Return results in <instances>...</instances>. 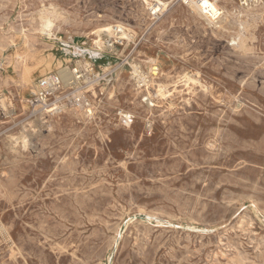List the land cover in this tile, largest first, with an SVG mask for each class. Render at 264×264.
<instances>
[{
  "label": "rangeland",
  "instance_id": "374dc122",
  "mask_svg": "<svg viewBox=\"0 0 264 264\" xmlns=\"http://www.w3.org/2000/svg\"><path fill=\"white\" fill-rule=\"evenodd\" d=\"M0 1V264H264V0H220L254 16L213 29L183 0L160 19L143 0ZM120 25L133 38L97 46ZM75 66L92 116H33L39 81Z\"/></svg>",
  "mask_w": 264,
  "mask_h": 264
},
{
  "label": "bare ground",
  "instance_id": "6f19581e",
  "mask_svg": "<svg viewBox=\"0 0 264 264\" xmlns=\"http://www.w3.org/2000/svg\"><path fill=\"white\" fill-rule=\"evenodd\" d=\"M5 1V0H4ZM3 1V2H4ZM137 1V0H136ZM159 2L161 5V12L162 13H165V12H168L169 11V9H170V6H171V4H172V2H173V0L172 1H166V0H143V6L144 7H149V6H151V4H152V2ZM1 2V1H0ZM9 2V1H8ZM80 2V1H79ZM111 2V1H110ZM134 2V1H133ZM219 2H220V0H202V1H200V0H184L183 1V4H185L189 9H191L192 10V12H195L198 16H199V18L202 20V21H204L205 22V25L209 28V29H213V27L217 24V21L215 20H213V19H211L210 17H209V15L208 14H214L213 16H215V15H217L218 14V11L220 10L221 11V7H219ZM82 3H84V2H82ZM8 4V3H7ZM142 4V3H141ZM33 5V4H32ZM242 5V4H241ZM2 6V5H1ZM80 5H78V7H79ZM86 6V5H85ZM136 6V5H135ZM15 7V6H14ZM34 7V6H33ZM81 7V6H80ZM89 7V6H88ZM87 7V8H88ZM138 7V6H137ZM263 7V6H262ZM92 8V7H91ZM183 8V7H182ZM1 9V8H0ZM247 9H249V8H247ZM258 9V8H257ZM85 10V9H84ZM147 10V9H146ZM253 10V9H252ZM144 11H145V8H144ZM184 11V10H183ZM262 11V10H261ZM147 12H149V11H147ZM146 12V13H147ZM225 12H226V14H228V15H233V16H235V17H238L240 20H239V23H240V25L242 26L243 25V21L241 20L242 18H250L251 16H254L253 14H251V12L250 11H246V12H244V11H241V10H236V9H232V10H226V11H224V12H222L221 11V14L222 15H225ZM94 13V12H93ZM112 13V12H111ZM131 13H132V11H131ZM188 13V12H187ZM33 14V13H32ZM76 14V13H75ZM95 14V13H94ZM113 14V13H112ZM190 14V13H189ZM55 15H56V13L53 11H51V12H49V11H44L41 15H40V28H39V32H40V34L41 35H44V36H49V37H53V33H54V31L57 29V24H56V18H55ZM90 15V14H89ZM135 15H136V13H135ZM147 15V14H146ZM21 16V15H20ZM78 16V15H77ZM77 16H75V17H77ZM97 16V15H96ZM108 16V15H107ZM195 16V15H194ZM193 16V17H194ZM79 17V16H78ZM90 17V16H89ZM105 17V16H104ZM120 17V16H119ZM127 17H128V15H127ZM148 17V16H147ZM19 18V17H18ZM88 18V17H87ZM132 18V17H131ZM138 18V17H137ZM145 18V17H144ZM17 19V18H16ZM78 19V18H77ZM103 19H105V18H103ZM139 19V18H138ZM141 19V18H140ZM147 19V18H146ZM160 19V18H159ZM21 20V19H20ZM126 20V19H125ZM132 20V19H131ZM130 20V21H131ZM137 20V19H136ZM171 20V19H170ZM106 21V20H105ZM108 21V20H107ZM4 22V21H3ZM146 22V21H145ZM199 22V21H198ZM2 23V22H1ZM17 23V22H16ZM72 23H73V21H72ZM123 23V22H122ZM139 23V22H138ZM202 23V22H201ZM200 23V24H201ZM21 24V23H20ZM31 24V23H30ZM79 24V23H78ZM83 24V23H82ZM85 24V23H84ZM154 24V23H153ZM197 24V23H196ZM135 25V24H134ZM189 25V24H188ZM96 26V25H95ZM171 26H173V25H171ZM83 27V26H82ZM87 27H88V25H87ZM177 27V26H176ZM197 27V26H196ZM79 28H81V27H79ZM134 28V27H133ZM178 28V27H177ZM75 29V28H74ZM169 29H172L171 27L169 28ZM188 29H190V28H188ZM201 29V28H200ZM10 30V29H9ZM33 30V29H32ZM176 30V29H175ZM202 30V29H201ZM17 31V30H16ZM20 32L22 31V30H19ZM29 31V30H28ZM34 31V30H33ZM66 31V30H65ZM65 31H64V33H65ZM63 32V31H62ZM116 32H120V33H116ZM170 32V31H169ZM181 32V31H180ZM191 32V31H190ZM201 32V31H200ZM12 33V32H11ZM35 33H36V31H35ZM104 33H105V35H104ZM130 33H132L131 32V30L130 29H128V28H126V27H124V26H104V27H99L98 29H97V31L95 32V33H93V34H96L97 35V37L99 38V40H98V43H97V46L100 44V42H101V40H103V39H111V38H114L115 36H120V39L121 40H129L130 38H133L132 37V35H130ZM84 34V33H83ZM117 34V35H116ZM158 34V33H157ZM184 34V33H183ZM6 35V34H5ZM91 35V34H90ZM185 35H186V33H185ZM84 36V35H83ZM156 36V35H155ZM158 36V35H157ZM166 36V34L164 35V37ZM168 36V35H167ZM173 36V35H172ZM103 37V38H102ZM192 38V37H191ZM190 39V38H189ZM214 39V38H213ZM213 39H211V40H213ZM0 40H1V38H0ZM7 40V39H6ZM39 40V39H38ZM158 40V39H157ZM202 40V39H201ZM207 40V39H206ZM176 41V40H175ZM174 41V42H175ZM203 41V40H202ZM4 42V41H3ZM201 42V41H200ZM242 42H244V38L243 37H241V35L240 36H237V37H235L233 40H232V46H238L239 44H241ZM255 42V41H254ZM1 43V42H0ZM5 43H7V42H5ZM25 44L27 45L28 43H27V41H25ZM30 44V43H29ZM33 44H34V42H33ZM35 45V44H34ZM175 45V44H174ZM3 46V45H2ZM36 46H37V44H36ZM176 46V45H175ZM222 46V45H221ZM225 46V45H224ZM16 47V46H15ZM27 47V46H26ZM222 48V47H221ZM224 48V47H223ZM231 48V47H230ZM2 50V49H1ZM183 51H184V49H182ZM81 51V50H80ZM230 51V50H229ZM221 52V51H220ZM228 52V51H227ZM67 53V52H66ZM226 53V52H225ZM232 53V52H231ZM230 53V55H232ZM81 54V53H80ZM176 54V53H175ZM96 55H98V54H96ZM84 56V55H83ZM248 56V55H247ZM254 56V55H253ZM19 58V57H18ZM22 58H25V57H22ZM17 60V59H16ZM22 60V59H21ZM245 60V59H244ZM258 60H260V59H258ZM11 61V60H10ZM252 61V60H251ZM255 61H257V59L255 60ZM221 62V61H220ZM242 62V61H241ZM18 63V62H17ZM32 63V62H31ZM1 66V65H0ZM68 67V66H67ZM206 67V66H205ZM235 67V66H234ZM233 67V68H234ZM227 68V67H226ZM236 68H238V67H236ZM137 69V68H136ZM156 68H153L152 69V75L153 76H155V75H157V73H156ZM135 71V74H138L137 76H139V78H143L139 73H138V71L137 70H134ZM247 71H249V70H247ZM251 72V71H250ZM59 73H61V74H63L64 76H65V78H68V77H70V74H69V71L68 70H62V71H60ZM175 73V72H174ZM247 73V72H246ZM225 74V73H224ZM251 74V73H250ZM261 74V73H260ZM226 75V74H225ZM263 75H264V73H263ZM20 76V75H19ZM26 77V76H25ZM25 77L23 78L24 79V81L25 82H27L28 81V79L26 80L25 79ZM187 79H186V83H189V82H191V81H193L190 77H186ZM229 78V77H228ZM233 79V78H232ZM233 80H235V79H233ZM143 81H144V83H145V85L146 86H148V82L145 80V78H143ZM236 81V80H235ZM240 81V80H239ZM200 82V81H199ZM14 83V82H13ZM12 83V84H13ZM252 83V82H251ZM254 83V82H253ZM1 84V83H0ZM262 84V83H261ZM10 86V85H9ZM18 86V85H17ZM200 87V86H199ZM257 87V86H256ZM247 89H248V87H247ZM251 89V88H250ZM202 90V89H201ZM255 90V89H254ZM258 90V89H257ZM153 91V90H152ZM37 90H35V92H33V94H34V97L37 95ZM113 92V91H112ZM166 93H168V90H167V88L165 87V86H159L158 88H157V95H159V96H165V94ZM259 93V92H258ZM115 94V93H114ZM184 94V93H183ZM186 94V93H185ZM182 95V94H181ZM262 95V94H261ZM180 96V95H179ZM195 96V95H194ZM251 96V95H250ZM97 97V96H96ZM198 98V97H197ZM204 98V97H203ZM148 100V99H147ZM198 100V99H197ZM150 101V99L148 100V102ZM200 101V100H199ZM147 102V101H146ZM150 103H151V105L150 106H154L153 104H152V102L150 101ZM149 103V104H150ZM147 104V103H146ZM148 105V104H147ZM169 105V104H168ZM239 105V104H238ZM9 106V105H8ZM222 106V105H221ZM212 108V107H211ZM68 111V110H67ZM83 111V110H82ZM86 114H87V116L88 117H91L92 116V112H91V110H86V111H84ZM150 112H151V110H150ZM68 114V113H67ZM84 114V113H83ZM85 114V115H86ZM180 115V114H179ZM182 115V114H181ZM75 116V115H74ZM154 116V115H153ZM72 117V116H71ZM76 117V116H75ZM240 118V117H239ZM251 118V117H250ZM254 119V118H253ZM217 121V120H216ZM219 122V121H218ZM245 122V121H244ZM262 123V122H261ZM264 123V122H263ZM235 124V123H234ZM247 124V123H246ZM264 125V124H263ZM236 126V125H235ZM247 126V125H246ZM248 127V126H247ZM250 128V127H249ZM188 129V128H187ZM65 131V130H64ZM127 131V130H126ZM78 132V131H77ZM177 132V131H176ZM73 133V132H72ZM206 133V132H205ZM69 134V133H68ZM264 134V133H263ZM74 135V134H73ZM175 135V134H174ZM71 136V135H70ZM102 136V135H101ZM105 136V135H104ZM187 138V137H186ZM71 139V138H70ZM84 142V141H83ZM26 143V141L24 140V144ZM77 143V142H76ZM102 143V142H101ZM255 143V142H254ZM253 143V144H254ZM262 143V142H261ZM58 145V144H57ZM182 145V144H181ZM211 145V144H210ZM82 146V145H81ZM106 146V145H105ZM173 146V145H172ZM75 147V146H74ZM90 147V146H89ZM263 147V146H262ZM15 148V147H14ZM64 148V147H63ZM65 149V148H64ZM176 150V149H175ZM237 150V149H236ZM240 150H242V149H240ZM179 151V150H178ZM263 151V150H262ZM74 152V151H73ZM72 152V153H73ZM52 153V152H51ZM256 153H258L257 151H256ZM177 154V153H176ZM191 156V155H190ZM189 156V157H190ZM200 156H202V154L200 155ZM187 157V156H186ZM194 157V156H193ZM206 157V156H205ZM182 158V157H181ZM196 158V157H195ZM198 158V157H197ZM202 158V157H201ZM13 160V159H12ZM65 162V161H64ZM77 162V161H76ZM71 163V162H70ZM77 163H79V162H77ZM63 164V163H62ZM239 164V163H238ZM16 165H18V164H16ZM36 165V164H35ZM71 165V164H70ZM79 165V164H78ZM240 165V164H239ZM74 166V165H73ZM76 166V165H75ZM162 166V165H161ZM176 166V165H175ZM190 166V165H189ZM253 167V166H252ZM259 167V166H258ZM257 167V168H258ZM12 168H13V166H12ZM19 168H20V166H19ZM171 168V167H170ZM65 170H66V168H64ZM63 168H62V170H64ZM67 169H68V164H67ZM71 169V168H70ZM82 169V168H81ZM13 170V169H12ZM172 170V169H171ZM15 171V170H14ZM70 171V170H69ZM168 171V170H167ZM228 171V170H227ZM230 171V170H229ZM259 171V170H258ZM58 172V171H57ZM129 172V171H128ZM260 172H261V170H260ZM264 172V171H263ZM62 173V172H61ZM65 173V172H64ZM175 173V172H174ZM216 173V172H215ZM262 173V172H261ZM14 174V173H13ZM67 174V173H66ZM69 174V173H68ZM74 174V173H73ZM159 174H161V173H159ZM213 174H214V172H213ZM72 176V175H71ZM227 176V175H226ZM56 177V176H55ZM75 177V176H74ZM113 177V176H112ZM222 177H224V176H222ZM13 178V177H12ZM63 178V177H62ZM235 178V177H234ZM68 179V178H67ZM90 179V178H89ZM88 179V180H89ZM177 179H179V178H177ZM225 179V178H224ZM237 179V178H236ZM8 180V179H7ZM6 180V181H7ZM11 180V179H10ZM14 180V179H13ZM51 180V179H50ZM227 180V179H226ZM232 180V179H231ZM239 180V179H238ZM237 180V181H238ZM57 181V180H56ZM65 181V180H64ZM229 181V180H228ZM234 181V180H233ZM2 182V181H1ZM47 182V181H46ZM45 182V183H46ZM69 182V181H68ZM219 182V181H218ZM224 182H225V180H224ZM232 182V181H231ZM54 183H55V181H54ZM57 183V182H56ZM55 183V184H56ZM66 183V182H65ZM140 183V182H139ZM228 183V182H227ZM242 183V182H241ZM4 184H5V182H4ZM9 184V183H8ZM18 184V183H17ZM90 184H91V182H90ZM173 184V183H172ZM226 184V183H225ZM230 184V183H229ZM248 184V183H247ZM250 184V183H249ZM10 185V184H9ZM8 185V186H9ZM83 185V184H82ZM86 185V184H85ZM61 186V185H60ZM65 186H66V184H65ZM109 186V185H108ZM133 186V185H132ZM136 186V185H135ZM216 186V185H215ZM232 186V185H231ZM233 186H235V185H233ZM47 187V186H46ZM126 187V186H125ZM159 187V186H158ZM191 187H193V186H191ZM98 188V187H97ZM160 188V187H159ZM217 188V187H216ZM241 188V187H240ZM255 188V187H254ZM257 188H259V187H257ZM26 189V188H25ZM111 189V188H110ZM125 189V188H124ZM165 189V188H164ZM167 189V188H166ZM243 189V188H242ZM20 190V189H19ZM105 190H108V189H105ZM262 190V189H261ZM58 191H61V189L60 190H58ZM57 191V192H58ZM126 191V190H125ZM254 191H256V190H254ZM111 192V191H110ZM136 192V191H135ZM163 192V191H162ZM258 192V191H257ZM53 193V192H52ZM55 193V192H54ZM93 193V192H92ZM161 193V192H160ZM212 193V192H211ZM46 194V193H45ZM51 194V193H50ZM108 194V193H107ZM198 194H200V193H198ZM27 195V194H26ZM54 195V194H53ZM95 195V194H94ZM104 195V194H103ZM42 196V195H41ZM46 196V195H45ZM70 196V195H69ZM82 196H84L83 194H82ZM90 196V195H89ZM102 196V195H101ZM106 196V195H105ZM73 197V196H72ZM87 197V196H86ZM85 197V198H86ZM91 197V196H90ZM89 197V198H90ZM206 197H207V195H206ZM240 197V196H239ZM250 197V196H249ZM84 198V199H85ZM245 198V197H244ZM77 199V198H76ZM206 199V198H205ZM69 200H71V199H69ZM201 200V199H200ZM76 201V200H75ZM69 202V201H68ZM166 202V201H165ZM190 202V201H189ZM198 202V201H197ZM200 202V201H199ZM117 204H118V202H116ZM217 203V202H216ZM259 203V202H258ZM262 203H264V202H262ZM70 204H72V203H70ZM75 204V203H74ZM78 204V203H77ZM83 204V203H82ZM161 204V203H160ZM174 204V203H173ZM56 205V204H55ZM63 205V204H62ZM45 206V205H44ZM48 206V205H47ZM54 206V205H53ZM52 206V207H53ZM69 206V205H68ZM199 206V205H198ZM56 207V206H55ZM70 207V206H69ZM81 207V206H80ZM230 207V206H229ZM50 208V207H49ZM138 208V207H137ZM206 208V207H205ZM59 209V208H58ZM74 209V208H73ZM113 209V208H112ZM111 209V210H112ZM182 209H184V208H182ZM260 209V208H259ZM76 210H77V208H76ZM172 210V209H171ZM197 210V209H196ZM225 210H226V208H225ZM182 211V210H181ZM206 211V210H205ZM42 212V211H41ZM56 212V211H55ZM63 212V211H62ZM61 212V213H62ZM67 212V211H66ZM106 212V211H105ZM124 212V211H123ZM151 211H149V213H150ZM78 213V212H77ZM156 213V212H155ZM153 214V213H152ZM202 214V213H201ZM63 215H65V214H63ZM82 215V214H81ZM101 215V214H100ZM105 215V214H104ZM62 216V215H61ZM106 216V215H105ZM37 217H38V215H37ZM45 217V216H44ZM78 217H79V215H78ZM108 217V216H107ZM88 218V217H87ZM39 219H41V218H39ZM248 219V218H247ZM47 220V219H46ZM49 220V219H48ZM60 220V219H59ZM98 220V219H97ZM44 220H42V222H43ZM53 222V221H52ZM57 222V221H56ZM88 222V221H87ZM51 224V223H50ZM89 224V223H88ZM115 224V223H114ZM110 225V224H109ZM113 225V224H112ZM209 225V224H208ZM55 226V225H54ZM59 226V225H58ZM64 226V225H63ZM111 226V225H110ZM138 226V225H137ZM141 226V225H140ZM149 226H150V224H149ZM93 228V227H92ZM101 228V227H100ZM148 228V227H147ZM153 228V227H152ZM48 229V228H47ZM66 229V228H65ZM116 229V228H115ZM118 229V228H117ZM94 230V229H93ZM92 230V231H93ZM128 230V229H127ZM45 231V230H44ZM66 231V230H65ZM76 231V230H75ZM96 231V230H95ZM111 231V230H110ZM43 232V231H42ZM48 232V231H47ZM109 232V231H108ZM121 232V231H120ZM144 232V231H143ZM92 233V232H91ZM90 233V234H91ZM39 234V233H38ZM106 234V233H105ZM139 234V233H138ZM144 234V233H143ZM116 235V234H115ZM59 236V235H58ZM63 236V235H62ZM144 236V235H143ZM175 236V235H174ZM44 237V236H43ZM46 237V236H45ZM54 237V236H53ZM85 237V236H84ZM95 237V236H94ZM96 237H97V235H96ZM48 238V237H47ZM61 238V237H60ZM107 238V237H106ZM175 238V237H174ZM38 239H39V237H38ZM59 239V238H58ZM65 239V238H64ZM135 239V238H134ZM63 240V239H62ZM108 240V239H107ZM111 240V239H110ZM113 240V239H112ZM24 241V240H23ZM31 241V240H30ZM51 241V240H50ZM131 241V240H130ZM21 242V241H20ZM25 242V241H24ZM23 242V243H24ZM107 242V241H106ZM117 242V241H116ZM26 243V242H25ZM52 243V242H51ZM111 243V242H110ZM104 244V243H103ZM142 244V243H141ZM59 245V244H58ZM57 245V246H58ZM103 246V245H102ZM129 246V245H128ZM108 247V246H107ZM144 247H145V245H144ZM108 248H110V247H108ZM98 249V248H97ZM187 249V248H186ZM143 251V250H142ZM220 251V250H219ZM187 252V251H186ZM143 253V252H142ZM80 254V253H79ZM21 255V254H20ZM27 255V254H26ZM120 255V254H119ZM89 259V258H88ZM94 259V258H93ZM98 259V258H97ZM142 259V258H141ZM100 260V259H99ZM92 261V260H91ZM74 263V262H73ZM77 263V262H76ZM18 264V263H17ZM75 264V263H74ZM81 264V263H80ZM226 264V263H225Z\"/></svg>",
  "mask_w": 264,
  "mask_h": 264
},
{
  "label": "built area",
  "instance_id": "2783aa9c",
  "mask_svg": "<svg viewBox=\"0 0 264 264\" xmlns=\"http://www.w3.org/2000/svg\"><path fill=\"white\" fill-rule=\"evenodd\" d=\"M239 1L244 2V5L248 2L251 4L256 2V0ZM160 5L161 4L157 1L152 2L150 6V15L153 19H157L161 16L162 12ZM208 15L214 21H218L222 16L220 10L215 16H213L214 14ZM115 37L120 38V36ZM63 70H68L70 77L65 78L63 74L57 72L55 74H50L39 81L37 95L30 101L33 116L48 119L60 116L70 109H80L83 111L91 110V91L89 88L96 82L92 67L75 66ZM130 121L131 116H124L125 124Z\"/></svg>",
  "mask_w": 264,
  "mask_h": 264
}]
</instances>
